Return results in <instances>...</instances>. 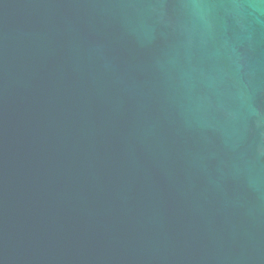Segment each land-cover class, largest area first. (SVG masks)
I'll return each mask as SVG.
<instances>
[{
	"label": "water",
	"instance_id": "1",
	"mask_svg": "<svg viewBox=\"0 0 264 264\" xmlns=\"http://www.w3.org/2000/svg\"><path fill=\"white\" fill-rule=\"evenodd\" d=\"M0 264H264V0H0Z\"/></svg>",
	"mask_w": 264,
	"mask_h": 264
}]
</instances>
